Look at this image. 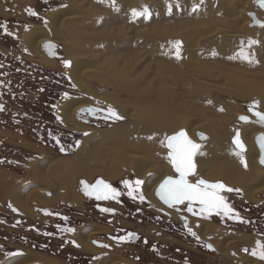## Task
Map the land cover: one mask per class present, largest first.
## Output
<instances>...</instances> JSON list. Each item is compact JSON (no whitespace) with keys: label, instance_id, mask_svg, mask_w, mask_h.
Masks as SVG:
<instances>
[{"label":"bare ground","instance_id":"1","mask_svg":"<svg viewBox=\"0 0 264 264\" xmlns=\"http://www.w3.org/2000/svg\"><path fill=\"white\" fill-rule=\"evenodd\" d=\"M90 1L94 3V2H103L104 0H90ZM113 1L117 3L120 2V0H113ZM250 1L251 0H226L223 2V4H224V7H226L228 10L234 11L239 4H245L246 2H250ZM87 5H88V8L78 6L79 10H81V12L83 13L81 14L80 11L76 10L77 11L76 14L80 13L81 16L69 15V11L65 10L66 18H67L66 20H69L68 19L69 17H72L70 20H75L74 23L71 22L70 26H73V25L76 26V25L82 24V21L84 20H80V17L87 18L90 25H93L91 24V21L95 19V17L98 15L99 12L100 13L102 12L99 11L93 5H89V2L87 3ZM95 5L97 6V4ZM60 13H63V12L58 10L54 12L52 16L60 14ZM94 14H96V16H94ZM97 18L98 17H96V20ZM200 21H203V20H200ZM244 21H245L244 17L241 18V17H238L237 15L231 16V19L229 20V22L234 23L238 26L239 25L241 26L239 27V33H244V31L248 27H252L251 30L245 31V34L249 35L248 37H245L244 35L245 38H240L241 36L240 34L238 35L231 34L232 37H235L234 38L235 40L233 41L214 40L213 41L212 39H210V41L207 43V46H206V48L208 49L216 48L222 51L221 48L225 45L226 48L224 49V51H228L231 55H235L231 61H227L229 65H232L233 67H238L237 70L240 71V73L236 71L233 73L234 75H232V79L235 83L234 93L236 95H239L242 98H249V97H253L255 99L257 98V100H254L253 102H258V105L254 103H251L249 105L250 115L248 114V112L243 113V114H238L236 116V120L238 124H236L233 127L234 133H233L232 138L235 137L236 132H239L240 140L244 145V149H246L243 152L240 151L241 153L244 154V156L240 154L237 155L236 153H234L235 150L233 154L228 149L227 144L226 143H225L226 145L224 144L225 139H223V136H224L223 128L226 126L229 120V116L224 115V114L220 115V113H217L219 111V105L217 106L216 104L212 102L208 103L212 107L208 110H212L214 112L217 111L216 112L217 115L216 114L211 115L212 118L210 120H207L201 117L200 113H203V112L198 113L196 111L197 112L196 115H193L191 114L192 112L190 113V111H187V110L185 111L181 110L184 113V116L182 115L180 116L182 118L177 119L176 110H180L181 108V107L178 108L176 106V103H177L176 92L177 91L168 90L167 88H165V86L164 88L162 87V89L161 88L157 89L155 86L151 87V85H153V80H151L152 84L151 85L149 84L151 87V91L149 92L148 96H144V97L138 96L135 91L136 94L131 93L128 99L129 101L128 102L126 101L127 103L125 102L118 103V100H116L117 102L113 100L114 102L113 104L116 106V110H117L116 112H119V114L127 118L129 120V123L123 124L121 126L111 127L108 130H97V131L96 130L93 131L91 130L90 127L83 125L79 121L80 117L78 116V112H80V110H83L85 108H89L93 106L96 107L97 105H101V102L104 101L101 99L102 96L100 98L102 101L97 100L96 98L99 97L98 94H94L91 90V87L87 83H85L84 80L81 79V72L84 71L82 70V67L85 66L84 61L85 60L92 61L93 55L90 56L89 54L91 52H94L93 50L94 46L90 45V41H92L90 40V38L98 37V35H95V34L94 36H92L91 34H89V32L84 33L88 36L86 39H84L81 36V34L85 31V28H84V26H86V23H85L83 27L80 25V27L78 28L75 27V29H72V28L65 29V34L67 36L72 35L71 41L64 40L61 34H59V30H57L56 32H52L51 35L52 36L55 35L56 37H58L57 39H59L62 42V44L66 46V53L71 58L70 66L67 67L68 70L66 69V74L68 75L70 79H72L73 81L72 83L77 87L78 90L81 91V93L89 95V96H93L96 99L95 101H91L88 99L71 98V100H67L66 102L61 104V107L59 110V115L61 117V123L63 124V126L68 127L70 130L74 132L76 131L82 134L87 133V137L84 138L82 145L80 146L78 152L73 158L71 157V158H64V159H55L47 155L46 156L44 155L43 158L37 159L33 163L28 162L24 166L26 169H28L26 176H17V175H11L9 173H2L0 175V200L4 203L9 201L11 205L13 206V208L17 210V212L19 211L25 218L33 219L34 218V213H33L34 204L42 206L44 208H50L52 205L57 204V203H60V204L66 203L69 205L72 204L74 206L81 205L83 201V196H82L83 194L81 195L79 190L77 189V186H78L77 182L78 183L80 182L78 181L79 179L78 177H84V179L88 180V182H92L95 180L96 176L100 175L103 178L102 180H105L106 182L115 183L121 179L122 180L125 179L128 175L130 176L132 175V177H135L138 180L143 182V185H142V190L144 192L143 194L145 198L155 206V210L157 212L161 211L164 213H169V214L171 213V215L174 216V218H176L175 217L176 212L173 209L171 210V207H167L166 205L161 203L156 198L155 191L160 185V183L162 182V180H164L165 178L171 177V174L173 173L175 174L173 167H172V163L170 162L169 157H167L170 150L167 148L169 151L167 153V149L164 145V142L168 136H172L173 134L175 135V133H177L179 130L180 131L184 130L188 138L198 145L199 143L197 142L200 141L197 137L198 132L207 131V132H211L212 134H214V136H212L211 134L212 137L211 139H209V142L207 144H204L203 145L204 147L200 150V153L198 155V161L203 165H201L202 167L198 168L196 172L194 171L195 172L194 180H197L199 178L202 180L204 179V181L205 180L210 181L209 183H211V182H217L219 179H223L225 181V185L227 184L233 187L234 186L237 187V189L240 190L241 194L243 195V198L246 201L253 203V204L256 202L259 203L261 195H264V168L260 167L257 164L259 157H260V152L258 150V146L255 140L260 134H264V124L260 123L256 119V117L252 115L251 111L252 112L259 111L261 113H264V89L260 88L261 86H258L259 84L256 85V81H250L249 83H245L243 81L244 78L242 77L241 73H246V74L247 73H257V69L260 72L264 71V26H262L264 25V23L259 24L258 22L257 23L252 22L251 20V24L253 26H250L249 21L243 24L242 22ZM218 24L219 25L221 24V19L218 20ZM98 27H100V25ZM177 29L178 28L176 26H172L170 28V30H177ZM218 29L219 28L217 26L213 28L214 31ZM225 29L228 32H230V27H226ZM33 30L30 31L29 34L26 33V36H32V37L45 36L47 38L48 37L50 38V33L48 32V30H42L41 28L40 30L38 28L37 30L36 29L34 31ZM101 34L99 36H101ZM210 36H212V34H210ZM214 36L211 38L215 39ZM107 37L108 36L104 38H107ZM112 37H114V35ZM171 39H174V38H171ZM108 40L109 39H107L106 41ZM252 41H255L256 43H253L251 47H249V43ZM76 42H78L79 44L77 45ZM244 42H246L247 45L246 44L242 45ZM172 43L173 44H170V46L172 45L177 46V44H174V42ZM80 44L87 45L86 49L82 48L81 50V48L79 47ZM105 45H107V43H105ZM201 45H195V43L192 46L190 45L189 47L190 50L187 53L190 54L189 57L191 58L193 57L192 59L184 58V56H186V53H185V54L179 55L180 58L178 60L177 53L170 51L168 54H166V57L169 58V56L171 55H176V57L172 58L171 60H167V61L171 65L181 64L182 68L183 67L185 68L186 64H189V66L195 67V72H198L197 67L201 65L197 66V64H198V61L201 62V60H199V58H197L195 55L200 50ZM241 45L244 47H242ZM176 46L173 49H177ZM242 51L245 53V55L252 56L254 59V62L249 63L241 55ZM182 52L184 51L182 50ZM34 55H35V58H37L41 63H43L44 65L48 67L54 68L57 66L56 64L53 63V61H50L51 59L44 56L45 54L42 55L40 54V52H36L34 53ZM211 57H212V51H207V50L205 54H202L200 56L201 59H204V58L208 59ZM225 57H228V55H225ZM194 59H195V63L193 62ZM206 63H209L208 65L210 66V68L216 67L214 63L210 64V61H206ZM90 64L91 63H89V65ZM224 65H227V64H224ZM91 67L96 68L95 66H91ZM192 68H190L191 72H192ZM253 69L255 70L253 71ZM260 72H258V75ZM126 74L127 72L125 73V75ZM123 75L121 76L122 78H124ZM185 75L187 74L185 73ZM165 78L169 79L170 75L166 76ZM172 79L173 78H171V80ZM201 80L203 83L205 79L204 80L201 79ZM156 81L158 82V80ZM141 82H143V80L140 81V83ZM205 82L207 83L208 81H205ZM121 83L123 84V82ZM128 83H132V82H128ZM187 83L188 82L186 81L184 85H186ZM260 83L261 85L264 83V72L262 74V79L260 80ZM128 85L130 86V84ZM179 85L177 84L178 89H180ZM190 85H193V84H190ZM147 86H144V87H147ZM124 88H126V86ZM141 90L139 91L137 90V91L142 92L143 90L142 91ZM192 92H195V91H191V93ZM120 93H123V92L120 91ZM124 93H126V91ZM193 96L190 98L193 99ZM141 98L143 99L141 100V103L138 104V100ZM119 101H121V99ZM182 101H185V100H182ZM203 104L201 105L203 106ZM220 108L222 107L220 106ZM203 116L205 117V115ZM240 117L249 118L250 122L248 123L240 122L239 121ZM149 137H151V139H149ZM236 149L238 150L237 147ZM242 160H243V163L241 162ZM193 163L195 166L194 157H193ZM192 175H190V177ZM39 193H42V195H40ZM35 217L42 218L38 214L35 215ZM42 221H43V218H42ZM209 227L210 226H207L206 224L201 223L199 231H196L195 233H197V235H199L202 239H204L206 238V234H207L206 232L209 229ZM211 229L212 227H210L209 230ZM100 232L107 233L108 229L103 228V227H97V226L95 227L87 226V227L78 229L74 237L78 245V248H80L82 251L86 253H90L93 255L94 254L99 255L98 249L96 248V246L94 247L91 244V240L94 238V236H96ZM235 241L236 239L232 237H229L226 239L215 240L213 242V246L215 247V249L218 251L220 255H222L224 258H227L229 257V251H230L229 246L232 242H235ZM248 243L249 245L254 246V243H255L254 239L250 240ZM118 262H123L120 256L109 254L108 256H103L99 261H97V264H115ZM40 263L41 264H54L53 260L44 258L41 256L39 257L35 254L29 253L28 251H26L24 255L16 256L10 259L0 258V264H40ZM241 264H259V263H257L256 260L250 257H242Z\"/></svg>","mask_w":264,"mask_h":264},{"label":"flooded vegetation","instance_id":"2","mask_svg":"<svg viewBox=\"0 0 264 264\" xmlns=\"http://www.w3.org/2000/svg\"><path fill=\"white\" fill-rule=\"evenodd\" d=\"M71 3L72 0H0V105L4 109L0 111V170L15 165L13 159L11 162L5 156L6 154L14 156L18 149H32L35 152L38 149H57L61 155H69L81 146L83 134L63 126L59 115L61 104L71 100L69 93L61 92L60 89L62 85L60 69L65 67L67 61L63 60L65 57L63 45L53 39L38 44L40 54H45L44 56L56 62L57 66L52 68L35 58L24 41L25 34H29L33 29L43 28L50 30L52 34L49 28L50 15L58 10L67 9ZM33 12L35 15L31 14ZM65 75L69 80L68 75ZM78 116L83 125L96 130L98 126L113 119L108 110L95 106L80 110ZM13 132L21 136L16 142L17 145L11 138ZM31 157L28 156L29 159ZM190 178V183L197 182ZM137 180L135 177H128L115 183L104 181L119 193L114 199L111 197L97 199L95 192L86 194L98 180L79 184L77 189L85 195L82 204L79 206L62 204L64 207L68 205L70 209H77L75 211L78 214L60 211L57 207L35 206L34 211L44 220L42 222V218L39 217L36 219L38 220L36 229H32L35 233V242L28 239L27 234L30 230L28 231L27 218L16 210L14 212L10 202L6 204L0 202L2 212L0 226L3 227L0 228V257L10 259L24 255L23 249L17 247L23 245L28 247L24 249L61 261L62 264H96L100 257L78 249L74 238L80 227L92 225L109 231L100 232L91 240L94 247L105 252L102 256L115 254L129 260V263L115 264H156L157 259H161L159 260L161 263L167 261L176 264L173 261L177 260L175 255L179 258L177 264H190L185 255L188 251L184 250L189 247L199 254L198 262L203 263L205 254L209 255V252L215 253L217 260H222L223 257L215 249L213 242L229 237L237 239L229 251L232 257L238 258L237 261H242V257L237 255L240 252L244 257L264 263V260L259 258L261 249L258 247L264 245V234L261 232L264 231V196L262 203L259 202V214L256 215L244 212L240 206L237 208L234 203L225 199L226 204L233 210L231 218L222 213L217 214L216 211L201 212V205L195 202L191 205L193 211L189 212L187 201L171 207V210L176 212L174 218L171 213L155 210V206L143 194L142 183L137 188L135 183ZM125 181H128L129 187H125ZM85 184L89 186L88 189L85 188ZM219 194L222 196V191ZM141 195L144 197L143 202L139 198ZM3 206L6 208L1 211ZM101 209L110 211L105 212ZM13 213L17 218L15 226L11 222ZM64 217H67V220ZM201 223H207L212 227L211 230L209 227L204 239L197 233L193 236L189 232V229L192 232L199 231ZM13 228L20 231L23 229L24 236L20 242H13ZM66 228L75 231L72 233L63 231ZM252 239H255L254 246L248 243ZM208 245H211V248ZM70 249L79 253L73 254L68 251ZM253 251L257 253L256 256L252 255Z\"/></svg>","mask_w":264,"mask_h":264},{"label":"rangeland","instance_id":"3","mask_svg":"<svg viewBox=\"0 0 264 264\" xmlns=\"http://www.w3.org/2000/svg\"><path fill=\"white\" fill-rule=\"evenodd\" d=\"M87 1L89 2V5H93L99 11H101L105 15V17L102 13L99 12L97 16H96V14H94V16H96L98 18L96 20V17H95V19L91 21V24H93V25H90L87 18L80 17V20H84V21H82V24H79L76 26L75 25L70 26L71 22L74 23L75 20H70L72 17H69L68 18L69 20H66L67 18H66V11L65 10L69 11V15L81 16V14L83 12H81V10H79L78 6L88 8V5H87L88 2ZM224 1H226V0H130V1L129 0H120V2L117 3L113 0H110V1L104 0L103 2H94L95 4H97V6H96L90 0H72L71 5L67 9L59 10L63 13H60V14H57L54 16H52L53 14L50 15V17H49V28H51V32H56L57 30H59V34H61L63 39L68 40V41L72 40V35L67 36L65 34V29H67V28L75 29V27L78 28V27H80V25L83 27L85 25V23H86V26H84L85 31L81 34V36L84 39H86L88 37L84 33L89 32V34H91L92 36H94V34L98 35V37H96V38H94V37L90 38V40H92V41H90V45L94 46L93 47L94 52H91L89 54L90 56L93 55L92 61H89V60L84 61L85 66L82 67V70H84V71L81 72V79L84 80V82L87 83L91 87V90L94 94H98L99 97L96 98L97 100H99V101L101 99L104 100V101L101 100L102 106L101 105L96 106V107H99V109L108 110L110 107V108L114 109L115 111H117L116 106L113 104L114 103L113 100L115 102H117L116 100H118V103H123V102L127 103L129 101L128 100L129 96L131 95V93L132 94L135 93V91H136L138 96L144 97V96L149 95V92L151 91L152 86H155L157 89H159V88L162 89V87L164 88V86H165V88H167L168 90L177 91L176 92V94H177L176 106L178 108L181 107L180 110H176L177 119L182 118V117H180L182 115L184 116V113L182 111H185V110L190 111V113L192 112L191 114H193V115H196L197 112L198 113L203 112V113H200V115L202 118H205L207 120H210L212 118L211 115H213V114L217 115V113H220V115L224 114V115L229 116V120H228L226 126L223 128V135H224L223 139H225L224 144L225 143L227 144L228 149L232 153L235 150L234 153H236V154L239 153L240 155L244 156L243 153H241L240 151L238 152V150L236 149V147L232 143V139H233L232 136L234 133L233 127L236 124H238V122L236 120V116L238 114H243L246 112H248V114H249V105L251 103H254L253 101L257 100V98L256 99L253 97L242 98L239 95H236L234 93L235 83L232 79V75H234L233 74L234 72L237 71L240 73V71L237 70L238 67H233L232 65H229L227 63V61H231L235 55H231L228 51H224V49L226 48L225 45L221 48L222 51H220L216 48L208 49V48H206V46H207V43L210 41V39H212L213 41L214 40H218V41H233V40H235L234 39L235 37H232L231 34H234V35L240 34L241 35L240 38L248 37L249 35L245 34V31L251 30L252 27H248L244 31V33H239V27H241V26L240 25L238 26L234 23H231V22H229V20L231 19V16L237 15L238 17H241V18L244 17L245 18V21L242 22L243 24L247 23V21H249L250 26H253L251 24L252 19L249 18L250 14L252 13V14H256V18L258 19V21L264 23V11L258 6V1H264V0H251L250 2H246L245 4H239L234 11H230L226 7H224V4H223ZM144 6H146L149 9L150 15L138 16V17L132 16L133 10H136L138 12L143 11ZM76 10L80 11L81 14L80 13L76 14L77 13ZM202 15H203V17H202ZM210 18L214 21H212ZM217 19L218 20L221 19L220 25L218 24ZM200 20H203V21H200ZM89 25H90V27H89ZM99 25H100V27H98ZM183 25L186 27H184ZM172 26H176L178 29L177 30H170V28ZM215 26H217L219 28L216 31L213 30V28ZM226 27H230V32H228L225 29ZM41 29L44 30L43 28H41ZM107 30H109V31H107ZM48 32L50 33V30ZM99 33L100 34L102 33L101 36H99L100 35ZM167 33H169V34H167ZM210 34H212V36H210ZM113 35H114V37H112ZM244 35H245V37H244ZM106 36H108V37L104 38ZM213 36L215 37V39L211 38ZM193 37H194V39H193ZM207 37H209V38H207ZM57 38L58 37H56L55 35L52 36L51 33H50V38L49 37L47 38L45 36H41V37L40 36H34V37L27 36V38H26V34H25L24 41L26 42L25 44H28V47L30 48V50L33 53H36V52H39V48H38L39 42L48 41V40L53 39V40L58 41L60 44H62V42ZM171 38H174V39H171ZM107 39H109V40L106 41ZM244 41H246V40H244ZM172 42H174V44H177V42H179V45H180L179 48H177V46L175 45L177 49H173L175 46L174 45L170 46V44H173ZM105 43H107V45H105ZM194 43H195V45H201L202 44L200 46V50L195 55L197 58H199V60H201V62L198 61V64H197V66L201 65V66L197 67L198 72H195V67L192 66L193 67L192 68L191 66H189V64H186L185 68L186 67L187 68L185 69L184 67L182 68L181 64L171 65L167 61V60H171L172 58L176 57V55H171V56H169V58L166 57V54H168L170 51L175 52V53L179 52V55L186 53V56H184V58L190 59L191 58V57H189L190 54H188L187 52H189V50H190V48H189L190 45L192 46ZM76 44L78 45L79 43L76 42ZM244 44L247 45L246 42H244L242 45H244ZM62 45H63L62 46L63 49L65 50V57L63 58V60H67L68 62H71L70 56L66 53V46L64 44H62ZM86 46L87 45H82V44L79 45L81 50H82V48L86 49ZM201 47H202V49H201ZM242 47H244V46H242ZM182 50L184 52H182ZM206 50L212 51V57L208 58V59H205V58L201 59L200 56L202 54H205ZM225 55H228V57H225ZM50 61H52V60H50ZM202 61H204V62H202ZM206 61H210V64L214 63L216 67L210 68V66L208 65L209 63H206ZM193 62L195 63V59ZM53 63L56 64L55 61H53ZM89 63H91L90 64L91 66H95L96 68H92L89 65ZM224 64H227V65H224ZM199 67H201V68H199ZM190 68H192V72H191ZM203 68H205L206 70ZM66 69H65V67H61V69H60V73H61L60 83H62V85L60 87L61 92L69 93L70 98L88 99L91 101H95L96 99L93 96H89V95L81 93V91L78 90L77 87L72 83L73 82L72 79L69 78L70 81L68 80V78L65 75ZM222 69H223V71H222ZM254 70L255 69H253V71ZM126 72H127V74L125 75ZM170 72H172V73H170ZM258 72H260V71L257 69V73H247V74L241 73V75L244 78L243 81L245 83H249L250 81H256V85L259 84L258 86H261L260 88L264 89V86H262V85H264V83L262 85L260 83V80L262 79V74L264 71L263 72L261 71L262 73L260 72L259 75H258ZM185 73L187 75H185ZM196 73H198V74H196ZM122 75L124 76V78L121 77ZM140 75H141V77H140ZM169 75H170L169 79L165 78L166 76H169ZM57 76H59V75H57ZM187 76L189 77V79ZM198 76H199V78H198ZM138 77H139V79H138ZM94 78H96V79H94ZM171 78H173V79L171 80ZM126 79H127V81H126ZM141 79L143 80V82L140 83V81H142ZM201 79H203V80L205 79L203 81V83H202ZM151 80H153V85H151L152 84ZM156 80H158V82ZM138 81H139V83H138ZM186 81L188 83L186 85H184ZM205 81H208V82L206 83ZM121 82H123L124 85ZM128 82H132V83H128ZM171 82H173V83H171ZM179 83H180V85H179ZM128 84H130V86ZM134 84H136V85H134ZM149 84L151 85V87ZM177 84L179 85L180 89H178ZM190 84H193V85H190ZM125 86H126V88H124ZM144 86H147V87H144ZM148 87H150V88H148ZM195 87L197 90L195 89ZM117 89H119V90H117ZM137 90L138 91L141 90L142 92H138ZM120 91L123 93H120ZM125 91L127 94L124 93ZM191 91H195V92L191 93ZM197 91L199 94L197 93ZM200 92H201V94H200ZM193 94H194V96H193ZM188 95H189V97H188ZM190 95L193 96V99L190 98V97H192ZM101 96H102V98H101ZM108 96H110V97H108ZM199 96L202 98H200ZM203 96H205V97H203ZM103 97H104V99H103ZM61 99L62 100L64 99L63 93L61 95ZM120 99L122 102L119 101ZM142 99L143 98L138 100V104L141 103ZM203 99H204V101H203ZM105 100H106V102H105ZM182 100H185V101H182ZM206 102H207V104L209 102H212V103L216 104L217 106L219 105V111L218 112L216 111L217 112L216 113L212 110H208L212 107L210 106V104L207 105ZM105 103H107V104H105ZM203 103H205L206 105ZM178 104H180V105H178ZM201 104H203L204 107ZM188 106H190V107H188ZM220 106L222 108H220ZM205 107H206V109H205ZM193 110H195V111H193ZM224 110H225V112H224ZM204 112H206V113H204ZM116 113L120 117H122V119L116 120L113 118L111 121L104 123L102 126H98L97 127L98 130H108L111 127L121 126L123 124L129 123V120L127 118H125L124 116L119 114V112H116ZM203 115H205V117ZM227 119H228V117H227ZM91 130L95 131L96 129L91 128ZM178 132H180V130ZM177 133H175V134H177ZM198 133L204 134L207 137V139H206V141H203V142H201L199 140H198L199 142H197V143H199L200 147H199L198 152L194 156V162H195V167H196L195 172L197 171L198 168L202 167L201 165H203L198 161V155L200 153V150L204 147L203 145L207 144L209 142V139H211V137L214 136V134H212L211 132H207V131H201ZM211 134H212V136H211ZM86 137H87V135H85V134L82 135L81 145L84 141V138H86ZM168 137H170V136H168ZM11 138H13V141H15L14 143L16 144V142L20 140L21 136L19 134H16L13 132L11 134ZM165 143H166V140L164 142V145L166 147ZM166 149H167V147H166ZM78 150L79 149L74 150L69 155H63V154L61 155L57 149H38L37 152H35L32 149H18V152H16L14 154V156H11V155L9 156L8 154H6V156H5V158H7L11 162L13 159V163L15 165L14 166L11 165L8 167L5 166L6 168H4V170H0V171H1V174L2 173H9L11 175L26 176L28 169H26L24 166L28 162L33 163L37 159L43 158L44 155L46 156V154L50 155L51 157H54L55 159L56 158L64 159V158H71V157L73 158L76 155V153L78 152ZM4 152L6 153V152H8V150L4 151ZM168 152L169 151L167 149V153ZM28 156L29 157L37 156V157H35V158L31 157L33 159L30 158L31 159L30 160L28 158ZM257 164L260 166L259 163H257ZM260 167H262V166H260ZM208 168H210V167H208ZM262 168H264V167H262ZM195 172H194V174H195ZM194 174L191 176L190 180L195 179ZM171 175L176 176V174H171ZM128 177L132 178V175L131 176L128 175L126 178H128ZM78 178H79L78 181H80V182L84 181V180H85L84 182H88V180L84 179V177H78ZM98 179H103V178L100 175H98L95 177L94 181H96ZM195 181H198V180H195ZM205 181H207V180H205ZM218 181L225 184V181L223 179H219ZM80 182L79 183L77 182L78 183L77 185H79ZM207 182H210V181H207ZM217 182H211V183H217ZM142 185H143V183H142ZM226 186L228 188L233 189L234 191H232V192L222 191V196L225 199L230 200L232 203L235 204L236 207L240 206V209L242 208L241 210H243L244 212H248V213L250 212L252 215H256L258 213V211H260V208H258L260 206V204L258 202L254 203V204L250 203L243 198V195L241 194L240 190L236 191V190H238L237 187H235V186L233 187V186L227 185V184H226ZM77 188H78V186H77ZM39 194L42 195V193H39ZM82 196L84 197V195H82ZM263 196L264 195H261V198H260L261 203L263 201ZM0 202H2V201L0 200ZM2 203H4V202H2ZM6 203H9V201ZM6 203H4V204H6ZM64 204H66V203H64ZM68 205H66V207H64L62 204L57 203V204L52 205L51 207H57V209H59L60 211H65V212L69 211L70 213H77L78 214V212L75 211L77 209H70L69 208L70 206H68ZM70 205H72V204H70ZM35 206H39V205H36V204L33 205L34 218L33 219L27 218V220H28L27 225L29 228L28 231L30 230L29 234H27V236H28V239L32 242H35V233L33 230L36 229L35 225H37L36 223H38L37 222L38 220H36L38 217L37 218L35 217V215H37V212L34 211ZM40 207H42V206H40ZM5 208L6 207L3 206L1 211H3V209H5ZM244 209H246V210H244ZM16 211H14V212H16ZM0 213H2V212H0ZM7 214L9 215L8 211H7ZM14 215H15V213L12 214V219H11L13 226H15V224L17 222V220H16L17 218ZM243 216L246 217V215H243ZM1 218L2 217H0V221H1ZM250 218L252 219V216H250ZM42 222H44V220ZM203 224L210 226L207 223H203ZM258 224H259V222L256 223V226ZM0 225H2V224H0ZM87 226H92V225H87ZM87 226H83V227H87ZM263 226H264V224H263ZM83 227H80V228H83ZM0 228H3V227L0 226ZM261 232L264 234V231H261ZM163 233H165V232H163ZM12 235H13V242H20L21 238H23L22 236H24L23 229H22V231H20V230L13 228ZM94 237H96V236H94ZM217 240H220V239H217ZM233 243L234 242H232L230 244L229 250H230V247H232ZM17 247L22 248L24 253L26 251H28L29 253L35 254L39 257L40 256L44 257V256L36 254V253H34L28 249H24V248H28V247H24L23 245H17ZM78 249H80V248H78ZM184 250L188 251L187 254L185 253V255L189 259L190 264H241V261H237L236 259H238V258L235 259L234 257H232L231 253L229 254V257L224 258L221 255L223 257L222 260H217V255H215V253H212V252H209L210 253L209 255L205 254V256H204L205 261L202 263V262L197 261V255L199 256V254L197 252H195L194 250H192L191 247H189L188 249H184ZM68 251H70L73 254L79 253V251L74 250V249H70ZM84 253H86V252H84ZM173 253L175 255V252H173ZM88 254H90V253H88ZM98 254L99 255H96V254H94V255L91 254V255L100 257L99 258V260H100L103 257L102 254H105V252L98 249ZM108 255L109 254H106L105 256H108ZM237 255L244 257L240 252H238ZM174 257H176L177 260L174 259L173 261H174V263L177 264V261L179 262V258L176 255ZM44 258H47V257H44ZM62 258H63V256H62ZM120 258H122V261H123L122 263H125V262L129 263L128 259H126L122 256H120ZM149 259H151V258H149ZM159 260H161V259L156 260V264H173V263H168L167 261H163L161 263V262H159ZM145 261H146V259H145ZM53 262H54V264H62L61 261L59 262V261L53 260ZM257 263L264 264V263L258 262V261H257Z\"/></svg>","mask_w":264,"mask_h":264},{"label":"snow or ice","instance_id":"4","mask_svg":"<svg viewBox=\"0 0 264 264\" xmlns=\"http://www.w3.org/2000/svg\"><path fill=\"white\" fill-rule=\"evenodd\" d=\"M264 7V3L261 5ZM195 10V9H194ZM32 15H35V13H31ZM150 15L149 9L144 6L143 11H132L133 17L138 16H148ZM264 26V25H262ZM6 31V28H5ZM253 43H256L255 41H252L249 43V47ZM179 42H177V48H179ZM241 55L249 62L253 63L254 59L250 55H245V53L242 51ZM179 52H177V59H179ZM70 62H65V67H69ZM254 104L258 105V102H254ZM3 106L0 105V111H3ZM108 113L111 117H113L116 120L122 119L116 111L112 108L108 109ZM254 115L262 122H264V113H261L259 111L255 112ZM242 120H247L246 117H241ZM87 135V133H85ZM151 139V137H149ZM261 141H264V137L260 138ZM233 143L240 149L241 152H243L244 145L240 140L239 132L236 133V136L233 140ZM166 146L170 150L169 152V160L172 163L173 167L175 168V171L179 174L177 179L169 178L164 181V183L160 187V197L164 201L165 204H167L169 207H174L178 204H184L185 201L188 202V211H193L191 205L192 203H199L201 205V212H212L216 211L217 214L222 213L225 216H228L229 218L233 215L232 208L226 204L225 198L221 196L219 193L221 190L232 192L234 191L231 188H225V185L222 183H216V184H209L206 181L200 179L196 183H190L188 180V177L192 174H194L195 166L193 163V157L199 150V145L193 143L192 140H190L187 136V134L184 131H180L179 133L168 137L167 138V144ZM262 151H264V144H262ZM239 155V153H237ZM243 163V160L241 161ZM261 163H264V156H262ZM83 183V182H82ZM137 188L141 183H143L140 180H137L136 182ZM125 187H129L128 181L124 182ZM88 185L85 184V188L88 189ZM135 191V189H133ZM239 191V190H236ZM92 192L96 193L97 199H108V198H115L119 195L115 191V189H112L110 185L104 183L102 180L97 181V184L91 188V191H86L87 195H90ZM129 195H132V191L129 192ZM135 198V197H133ZM141 202H143L144 197L141 195L140 197ZM15 211V209H13ZM101 211H110L109 209H101ZM48 214V213H46ZM65 220H67V217H64ZM237 219L239 217L237 216ZM63 231L72 233L75 230L72 228H66ZM189 232L191 235L196 236L195 232H192L191 229H189ZM134 235V234H130ZM73 244H75L74 241H72ZM95 243V241H94ZM78 246V245H76ZM106 247V245H105ZM209 248H211V245H208ZM258 247L261 249L259 253V258L261 260H264V245H258ZM17 255H20V253H17ZM253 256H256L257 253L253 251Z\"/></svg>","mask_w":264,"mask_h":264},{"label":"water","instance_id":"5","mask_svg":"<svg viewBox=\"0 0 264 264\" xmlns=\"http://www.w3.org/2000/svg\"><path fill=\"white\" fill-rule=\"evenodd\" d=\"M262 3H264V1H258V6L264 11V7H262L261 5H262ZM250 18L252 19V21L253 22H258L259 24H261L262 22H260V21H258V19L256 18V14H250ZM255 112H257V111H255ZM255 112H252L251 111V113H252V115L254 116V117H256L255 115H254V113ZM256 119L260 122V123H262V124H264V122H262V121H260L257 117H256ZM239 121L240 122H243V123H248V122H250V119L249 118H247V120L245 121V120H242L241 119V117L239 118ZM186 133V132H185ZM237 133V132H236ZM173 136V135H172ZM236 136V135H235ZM171 137V136H170ZM197 137H198V139L202 142V141H206V139H207V137L204 135V134H202V133H198L197 134ZM261 137H264V134H260L257 138H256V144H257V146H258V150H259V152H260V157H259V160H258V163L260 164V166H262V167H264V163H261V159H262V156H264V151H262V144H264V141H261L260 140V138ZM235 138V137H234ZM234 138L232 139V143H233V140H234ZM194 143V142H193ZM165 144H167V139H166V143ZM196 144V143H195ZM234 144V143H233ZM235 145V144H234ZM236 146V145H235ZM167 147V146H166ZM237 147V146H236ZM168 148V147H167ZM238 148V147H237ZM238 150L240 151V149L238 148ZM246 150V149H245ZM244 150V151H245ZM168 157H169V154H168ZM172 167H173V165H172ZM173 170H174V172H175V174H176V176L177 177H168V178H165L164 180H162V182L160 183V185L158 186V188L156 189V191H155V196H156V198L161 202V203H163L164 205H166L167 207H169L167 204H165L164 203V201L161 199V197H160V187H161V185L164 183V181L165 180H167V179H169V178H173V179H177L178 178V173L175 171V168L173 167ZM190 177V176H189ZM189 177H188V179H189ZM102 179H98V181H101ZM103 182H104V180H102ZM85 183L84 181H81L80 182V184H83V183ZM207 183H209V182H207ZM217 183H222V182H217ZM209 184H216V183H209ZM222 184H224V183H222ZM225 185V184H224ZM225 188H228L226 185H225ZM221 191H223V190H221ZM220 191V192H221ZM179 205V204H178Z\"/></svg>","mask_w":264,"mask_h":264}]
</instances>
